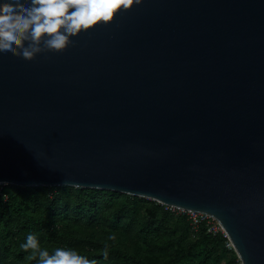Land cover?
Returning <instances> with one entry per match:
<instances>
[{"label":"water","instance_id":"95a60500","mask_svg":"<svg viewBox=\"0 0 264 264\" xmlns=\"http://www.w3.org/2000/svg\"><path fill=\"white\" fill-rule=\"evenodd\" d=\"M70 39L0 52V184L201 212L264 264V0H142Z\"/></svg>","mask_w":264,"mask_h":264},{"label":"trees","instance_id":"16d2710c","mask_svg":"<svg viewBox=\"0 0 264 264\" xmlns=\"http://www.w3.org/2000/svg\"><path fill=\"white\" fill-rule=\"evenodd\" d=\"M144 197L72 186L0 184V264H40L21 245L77 250L91 264H236L220 233ZM107 249V256L104 250Z\"/></svg>","mask_w":264,"mask_h":264},{"label":"clouds","instance_id":"9594fccd","mask_svg":"<svg viewBox=\"0 0 264 264\" xmlns=\"http://www.w3.org/2000/svg\"><path fill=\"white\" fill-rule=\"evenodd\" d=\"M142 0H3L0 3V52L33 60L42 52H63L81 32L111 23ZM27 42V43H26ZM21 247L40 264H91L75 249L41 248L28 234ZM107 256V249L104 250Z\"/></svg>","mask_w":264,"mask_h":264},{"label":"built area","instance_id":"2783aa9c","mask_svg":"<svg viewBox=\"0 0 264 264\" xmlns=\"http://www.w3.org/2000/svg\"><path fill=\"white\" fill-rule=\"evenodd\" d=\"M167 209H169L172 212H175L177 214L185 213L188 216V219L190 221V226L188 228L189 232H194L197 230L198 226L201 223H205L206 225V232L217 234L220 233L222 236L226 238L225 240V247L227 250H233V245L228 239L224 229L220 226V224L211 216L196 212V211H190V210H183L180 208H175L173 206H165ZM234 251V250H233ZM235 253V252H234ZM236 264H242L240 259L236 256Z\"/></svg>","mask_w":264,"mask_h":264}]
</instances>
